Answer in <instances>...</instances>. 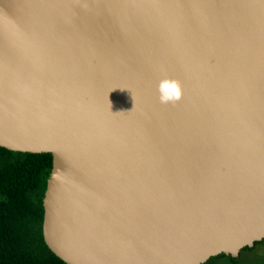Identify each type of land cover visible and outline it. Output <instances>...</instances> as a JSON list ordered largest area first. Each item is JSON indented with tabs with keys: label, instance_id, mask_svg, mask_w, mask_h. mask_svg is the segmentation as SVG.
Masks as SVG:
<instances>
[{
	"label": "water",
	"instance_id": "water-1",
	"mask_svg": "<svg viewBox=\"0 0 264 264\" xmlns=\"http://www.w3.org/2000/svg\"><path fill=\"white\" fill-rule=\"evenodd\" d=\"M0 146L52 154L67 264L239 256L264 239V0H0Z\"/></svg>",
	"mask_w": 264,
	"mask_h": 264
},
{
	"label": "trees",
	"instance_id": "trees-1",
	"mask_svg": "<svg viewBox=\"0 0 264 264\" xmlns=\"http://www.w3.org/2000/svg\"><path fill=\"white\" fill-rule=\"evenodd\" d=\"M52 166L51 153L0 146V264H67L43 237V198Z\"/></svg>",
	"mask_w": 264,
	"mask_h": 264
},
{
	"label": "rangeland",
	"instance_id": "rangeland-1",
	"mask_svg": "<svg viewBox=\"0 0 264 264\" xmlns=\"http://www.w3.org/2000/svg\"><path fill=\"white\" fill-rule=\"evenodd\" d=\"M203 264H264V239L240 251L237 257H213Z\"/></svg>",
	"mask_w": 264,
	"mask_h": 264
},
{
	"label": "clouds",
	"instance_id": "clouds-1",
	"mask_svg": "<svg viewBox=\"0 0 264 264\" xmlns=\"http://www.w3.org/2000/svg\"><path fill=\"white\" fill-rule=\"evenodd\" d=\"M162 104L175 103L182 98V86L176 79L165 80L158 89Z\"/></svg>",
	"mask_w": 264,
	"mask_h": 264
},
{
	"label": "flooded vegetation",
	"instance_id": "flooded-vegetation-1",
	"mask_svg": "<svg viewBox=\"0 0 264 264\" xmlns=\"http://www.w3.org/2000/svg\"><path fill=\"white\" fill-rule=\"evenodd\" d=\"M222 255V254H221ZM220 256V255H219ZM227 256V255H226Z\"/></svg>",
	"mask_w": 264,
	"mask_h": 264
}]
</instances>
